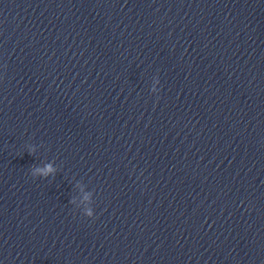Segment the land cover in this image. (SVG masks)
Returning a JSON list of instances; mask_svg holds the SVG:
<instances>
[{
    "label": "clouds",
    "instance_id": "obj_1",
    "mask_svg": "<svg viewBox=\"0 0 264 264\" xmlns=\"http://www.w3.org/2000/svg\"><path fill=\"white\" fill-rule=\"evenodd\" d=\"M31 154V152H30ZM55 171V169L53 168L52 164H46L44 167H36L32 170L31 175L33 178L36 177H47L50 174H52ZM85 200L89 199V195L86 194L84 196ZM85 216L88 218H93L94 217V211L91 208L85 209Z\"/></svg>",
    "mask_w": 264,
    "mask_h": 264
}]
</instances>
